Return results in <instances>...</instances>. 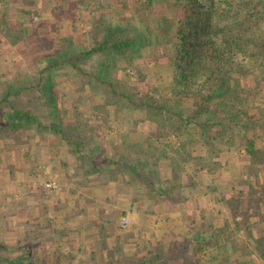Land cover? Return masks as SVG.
<instances>
[{
  "label": "rangeland",
  "instance_id": "374dc122",
  "mask_svg": "<svg viewBox=\"0 0 264 264\" xmlns=\"http://www.w3.org/2000/svg\"><path fill=\"white\" fill-rule=\"evenodd\" d=\"M5 1L10 5L0 8V100L10 91L13 96L9 103L0 104V141L5 139L2 122L8 116L12 117L13 110H18L30 115L26 118H36L47 126L57 127L60 132H73L80 128L88 137L100 135L101 143L107 142L108 148L98 151L99 157L121 162L111 180H120V174L126 171L124 167L129 164L134 174L132 178L127 176L134 182L137 189L134 192L140 201L155 196L154 184L159 189L164 186L167 206L179 195L186 196L189 192L200 198L199 192L193 193L190 187L179 188L183 172L193 177L194 172L184 170L188 165L194 170L190 164L193 161L197 164L195 173L197 177L200 176L195 183L200 180V193L208 200L212 196V184L213 205L208 209V214L202 215L201 222L187 224L190 218L196 217L195 213L190 212L192 214L189 215L178 211L177 217L173 218L169 213L171 210L160 221L151 218V223L155 222L158 227L157 234L163 236L160 248H153L151 244L139 245L142 253L134 256L131 253L136 246L134 240L129 243V237H124V234L129 236L133 233L132 221L128 216H123L114 224V228L122 233L115 241L122 237L125 241L123 247L117 249V254L114 250L111 257L106 258L104 252L108 246L100 245L92 251L89 262L82 256L71 264H264V161L252 165L244 150L237 151L234 145L218 141L212 128L207 129V135L203 136L199 125L215 122L216 119L198 115L191 102H169L171 97L167 87L170 86L171 71L168 56L172 52L165 55L161 51L158 53L146 40L124 57L108 51L90 55L78 64L81 72L69 65H62L41 73L48 62L75 57L106 42L110 31L121 32L125 36L122 38H133L136 34L129 29L134 25L126 22L125 17L133 13L135 2L91 0L83 5L75 0H41L28 5L31 0H2L1 3ZM16 9L25 15L24 27H19L17 24L20 21L10 15ZM4 13L10 16L7 24L2 23ZM154 14L160 15L161 9L155 7ZM168 14L170 16L172 13ZM11 26L18 32L12 33ZM34 26L39 27L38 31ZM27 27L29 29L25 30ZM145 37L149 39L148 35ZM27 87L28 90L25 89ZM147 100L153 106L156 101L160 102L156 105L165 104L166 111L161 114L148 109L142 105ZM251 114L257 116V109L251 110ZM76 119L86 120L87 123L75 127L72 120ZM177 131L180 137H177ZM152 134L150 142L145 140ZM237 134L235 139L241 137ZM228 138L227 135L224 139ZM15 140L16 145L17 138ZM109 145L116 148L111 151ZM256 145L264 154V141H257ZM142 148L149 152L143 154ZM98 168L102 167L98 165L95 169ZM209 168L216 172H210ZM190 182L186 179L185 183ZM238 188L244 189L243 196L240 201L232 200L231 196L236 194ZM220 199L223 200L219 203ZM237 206L241 214L233 216ZM16 212L17 209H8V205L0 210V264H24V258L18 250L13 249L18 240L16 232L19 222L17 217L7 219ZM123 218L130 221L127 228L121 226ZM9 221L12 226L7 234L2 225L6 222L8 225ZM210 225H214V228L210 229ZM213 233L216 234V244L205 249L208 254L197 252V238L207 244ZM238 249H242L244 255ZM123 251L130 253V256L124 255ZM120 256L123 259L119 261ZM211 256L214 258L210 261ZM37 260L39 263L40 259ZM25 264H36V261Z\"/></svg>",
  "mask_w": 264,
  "mask_h": 264
},
{
  "label": "crops",
  "instance_id": "0c3cea01",
  "mask_svg": "<svg viewBox=\"0 0 264 264\" xmlns=\"http://www.w3.org/2000/svg\"><path fill=\"white\" fill-rule=\"evenodd\" d=\"M23 114L17 118L8 116L2 122L5 139L0 141V210L7 205L10 210H18L7 219L17 217L19 222L18 240L13 249L24 258V264L35 261L36 264H71L82 256L89 262L92 251L100 245L108 246L104 252L108 258L112 251L117 254V249L123 247L124 237H129V243L134 240L136 246L131 253L136 256L142 253L139 245L151 244L158 249L164 241L163 236L157 234L158 227L155 222L151 223V218L160 221L171 210L169 213L173 218L177 217L178 211L189 215L195 213L196 217L190 218L187 224L201 222L202 215L213 205L212 184V196L208 200L200 193V180L195 183L200 178L195 173V161L190 162L194 170L189 165L184 169L194 172L193 177L183 172L179 188L190 187L193 193L199 192L200 198L189 192L186 196L179 195L167 206L162 184V189L156 187L159 191L153 190L155 196L140 201L134 192V182L128 179L127 174L131 178L134 174L128 165L120 174V180H111L115 169L121 165L115 166L110 158L99 157L98 151L108 148L107 142L101 143L100 135L88 137L80 128L60 132L57 127L47 126L36 118H26ZM74 122L77 124V120H72ZM110 148L113 151L116 146ZM98 165L102 168L95 169ZM186 179L191 182L186 184ZM54 180L58 188L44 186ZM214 199L216 202L215 195ZM123 216L132 221L133 233L124 234L115 241L122 233L114 228V224ZM11 226L10 221L8 225L4 223L3 231L9 234ZM122 253L130 256L126 251ZM121 256L119 261L123 259ZM37 259H40L39 263Z\"/></svg>",
  "mask_w": 264,
  "mask_h": 264
},
{
  "label": "trees",
  "instance_id": "16d2710c",
  "mask_svg": "<svg viewBox=\"0 0 264 264\" xmlns=\"http://www.w3.org/2000/svg\"><path fill=\"white\" fill-rule=\"evenodd\" d=\"M1 1L0 8L3 5H10V2L1 3ZM39 1L41 0H31L28 5L37 4ZM75 1L86 5L85 2L91 0ZM133 1L135 2L132 8L133 13L125 17L126 22L130 21L134 25L129 29L131 33L136 34L133 38H122L125 36H122L121 32L112 33L113 31H110L111 35L106 39V42H101L98 46L75 57L55 63L48 62L41 73L62 65H69L81 72L82 69L78 64L90 55L108 51L117 53L119 57H124L133 52L138 44L147 40L150 47L154 46L158 53L161 51L165 55L167 52H172L168 56V67L171 71V82L167 87L171 97L169 102L177 101L179 104L191 102L198 115L216 119L212 123L198 124L202 128L203 136L207 135V129L212 128L214 129L213 135L218 141L234 145L237 151L244 150L250 157L252 165L262 163L264 154L256 143L260 140L264 141V121L261 120L264 119V0ZM152 7L154 10L155 7L160 8L161 14L155 15L154 10L150 11ZM170 12L172 14L169 16ZM22 13L18 9L15 10V13H10L16 21H20L17 24L19 27H24L25 15ZM26 13L28 14V12ZM2 15V23L7 24L9 14ZM31 26L33 28V23ZM34 28L36 31L39 29L36 26ZM28 29L27 27L25 30ZM14 30V27L11 28L12 33L18 32V30L16 32ZM145 35H148L149 39ZM160 37L163 40L160 41ZM41 80L42 78L40 82ZM25 89L28 90L29 87ZM12 96L13 93L8 92L6 97L0 100V104L9 103ZM156 103L153 106L147 100V103L142 105L163 114L167 106L165 104L156 105ZM254 108L257 109V116L251 114V110ZM13 111L12 117L17 118L23 114L18 110ZM209 119L207 121H210ZM86 123L78 119L75 127L86 125ZM163 126L164 124L161 125V128ZM236 132L241 137L235 139ZM175 133H177V137L181 136L178 131ZM257 133H261V135H257ZM227 135L229 138L225 140ZM151 137L153 134L147 136L145 140L150 142ZM141 152L147 154L149 150L142 148ZM120 163V161H114L115 166H120ZM217 163L214 164L215 167ZM209 169L210 172H216L213 168ZM149 184L151 186V183ZM153 186L156 190V185ZM242 191L244 192V189L238 188L231 199L240 201L243 196ZM222 200H218L219 203ZM239 214L241 211L237 206L234 208L233 216ZM209 227L212 229L214 225ZM197 239L196 250L199 253L208 254L205 249L216 244L214 242L216 234L214 233L210 236L207 244L201 243V239ZM238 250L241 255H244L245 252L242 249ZM249 254L251 255V252ZM213 258L211 256L210 261Z\"/></svg>",
  "mask_w": 264,
  "mask_h": 264
},
{
  "label": "built area",
  "instance_id": "2783aa9c",
  "mask_svg": "<svg viewBox=\"0 0 264 264\" xmlns=\"http://www.w3.org/2000/svg\"><path fill=\"white\" fill-rule=\"evenodd\" d=\"M47 188L49 189H56L58 188V183L56 180L54 181H50V182H46L44 184ZM130 221L127 218H123L121 226L122 228H127V226L129 225Z\"/></svg>",
  "mask_w": 264,
  "mask_h": 264
}]
</instances>
